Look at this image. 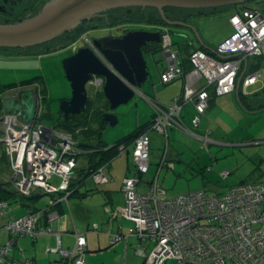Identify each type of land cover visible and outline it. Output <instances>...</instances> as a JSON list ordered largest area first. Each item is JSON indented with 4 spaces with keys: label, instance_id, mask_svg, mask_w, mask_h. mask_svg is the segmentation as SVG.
I'll return each mask as SVG.
<instances>
[{
    "label": "built area",
    "instance_id": "1",
    "mask_svg": "<svg viewBox=\"0 0 264 264\" xmlns=\"http://www.w3.org/2000/svg\"><path fill=\"white\" fill-rule=\"evenodd\" d=\"M229 24L233 33L215 50L217 55L226 58L218 60L202 51H193L189 57L193 69L190 81L177 65L178 52L171 49L172 44L166 34L161 36V46L167 52V65L160 74V82L167 84L186 77L184 101L190 102L196 111L191 122L194 128L208 107L210 88L214 94L223 95L235 91L238 80L243 92L247 86L256 83L259 78L256 72H242V65L248 58H261L264 74V11L241 10L229 18ZM199 78L205 86L193 88L192 79ZM20 89L28 88L10 90L0 97V102L4 98L16 97ZM35 93L38 117L42 112L39 89ZM150 105L154 117L149 131L141 133L130 146L136 174L125 178L122 185L125 197L123 216L133 224L132 233L141 246L143 243L151 245L149 254L142 247L137 250L138 256L144 264H168L169 261L175 264H264V182L238 184L219 196L197 191L166 199V192L159 187L155 176L146 193L138 192L141 178L147 174L149 166L148 133L165 134L166 127L170 126L191 134L176 118L177 115L174 116L180 110L177 102L168 110L152 101ZM37 117L33 124L27 125L17 114L2 115L0 112V156L5 157L11 189L20 197L32 194L51 197L44 209L29 211L6 222L4 230L10 240L0 246V264L6 262L14 238H37L53 233L48 227H40L39 222L62 198L72 193L70 184L76 177L77 161L83 154L72 135L45 126L37 121ZM204 139L207 140L206 137ZM117 150L123 153L128 148L119 145ZM167 150L165 143L161 164ZM103 168L96 169L87 179L96 184L108 182ZM220 176L225 179L229 172L223 171ZM53 177L60 181L57 186L51 183ZM7 207V202H0V215ZM48 214L46 220L50 221L52 217ZM73 235L76 239L74 247L59 250L60 236L56 234L57 250L63 259L73 261L72 264H83L85 237L77 230Z\"/></svg>",
    "mask_w": 264,
    "mask_h": 264
},
{
    "label": "crops",
    "instance_id": "2",
    "mask_svg": "<svg viewBox=\"0 0 264 264\" xmlns=\"http://www.w3.org/2000/svg\"><path fill=\"white\" fill-rule=\"evenodd\" d=\"M182 23L189 24V22L186 21ZM177 27L178 26H176V28ZM186 30L187 28L183 27L182 25L177 28V31H183L184 33H181L185 35L188 33ZM230 30V34L220 38L215 42H210V39L202 37L200 43H202L204 48L200 47L202 49L201 51H205L207 55L214 59L219 60L226 58L217 55L215 50L226 37L232 34L233 31L231 26ZM191 35L192 38L189 37L186 40H172V44L174 45H172L171 48L172 50L178 52L177 65L187 76V81H190L192 78L190 73L193 71L191 65L187 61V56L189 53H192L193 50H197L200 46L196 38L193 37L192 33ZM189 40H193L194 46L187 47L189 46ZM177 42H181L182 45H185L186 48L189 49H183L185 47L178 46L176 44ZM68 48V51L72 50L73 52V47L70 46ZM2 54H6L7 56L14 55V53L11 51H3L0 49L1 58L3 57ZM253 59L254 58H248L247 61L243 63L242 72H246L247 74L256 72L259 75L256 83L247 86L244 92L241 84H239L238 94L236 91L223 95H216L210 92L208 107L205 113L200 116L199 123L196 128H194L191 123L192 119L196 115V111L190 102L184 101V95L186 93V77H179L167 84H162L160 82V74L166 68V61L164 60L165 64L161 66V69L158 70V79L154 77L152 78L153 86L150 85L152 90L150 87H146L145 85L143 89L144 94L141 96L143 101H140V104H138L139 101H136L132 107H127L126 109L129 111V113L132 111L134 112V114L131 115L133 117V121L130 123V130H128L125 134H122L121 137H115L110 142H107L103 139V136H105L104 134L105 131H107L106 129L111 127H108L106 123L101 132L104 143L106 145H113L119 141H123L130 133L138 130L139 127L148 125L153 114L150 101H155L165 110H168L170 105L177 102V104L180 106V110L176 112L174 116L177 115L176 118H178L185 128L190 131L191 134L186 135L195 139H198L199 137H206L209 141H211V132L208 130V128H210L208 127L210 125L209 122L205 129L207 117L213 118L212 115H215V118L213 119L226 118L231 121L238 119L241 114L245 116H252L264 112V108H250V106H257L255 101L260 98V94L264 90V87H257L259 80L264 79V74L261 71L262 66L259 68L257 67L258 69H254V67H252L254 62ZM27 79L29 78L23 80ZM42 80L46 92H48L44 77H42ZM192 81L191 84L193 88L199 89L205 86V83L201 78L197 80L192 79ZM248 88H252V90L247 91ZM239 93H242V95L248 98L246 99V104L240 103ZM257 93H259L257 96L258 98L253 96ZM203 117H206L205 120ZM119 122L120 120L117 118V124H119ZM200 126L203 130L198 131V127ZM192 129H195V131H192ZM179 132L182 131L167 126L165 134L149 133L150 165L148 167L146 176L143 177L144 180L137 188L138 192L139 189H141L140 187L147 189L146 183L152 179L153 174L155 173V166L157 163H159L160 155L162 149L165 147V143H169V147H167L171 148V150L168 152L170 153V159L173 157V153L178 155L175 142L179 140L180 136H183ZM131 142L132 140L126 142L128 146L127 152L120 153V151L117 150L118 157L111 161V163L105 168V175L109 178L108 182L96 184L90 179L85 178L81 180V178L75 177V179L72 181L75 185L73 187V192L70 193L65 199L62 198L61 201L56 204L48 214V216L52 217V220L47 221L46 218L44 219L43 217L39 222L40 227H48L53 231V233L49 235H42L37 238H31L29 236L14 238L13 240L15 247H13L8 254V262L12 261L14 263V261L20 259L19 264H25L24 261L29 264H72L73 261L65 260L60 256L59 250H71L74 247L76 239L73 235V232L77 230L84 235L86 240L83 264H144V260L138 256L137 250L143 247L145 253L148 254V243H143L141 246L137 236L132 233L133 224L126 220L123 216V210L125 208V197L122 191L123 180L127 177H132L134 173V169L129 163L131 158ZM171 142L173 143L171 144ZM211 143H213V141ZM204 146L206 147L207 144ZM86 158L87 156H80L77 161V165L78 163L80 165L82 163V166H85L87 164ZM117 159L122 160L118 161ZM76 181H81V183L78 185ZM48 197V201L50 202L51 197ZM47 203L42 208H35L44 209L47 206ZM7 204L8 207L4 210V214L0 215V246L6 244L10 240L7 231L4 230V225L6 222L10 218L24 216L33 209L31 205L32 201L21 199L19 196L16 197L15 200L11 199L7 201ZM33 204L35 203L33 202ZM56 234L60 236L59 250H57L58 245ZM116 237H118L117 240ZM113 238H115V241H113Z\"/></svg>",
    "mask_w": 264,
    "mask_h": 264
},
{
    "label": "rangeland",
    "instance_id": "3",
    "mask_svg": "<svg viewBox=\"0 0 264 264\" xmlns=\"http://www.w3.org/2000/svg\"><path fill=\"white\" fill-rule=\"evenodd\" d=\"M248 5L260 9L264 7V1L248 2ZM147 11L149 12V10ZM234 11L235 6L219 9L213 13L212 11H209V13L207 11H200L204 14L189 16V22L197 28V33L201 40L204 37L210 39V42H215L230 34L229 18ZM173 12L171 14L173 21H179L185 16V13L182 11ZM193 12L197 11L194 10ZM10 23L13 22L0 21V24ZM133 24L126 25V28L130 29V31H135V29L141 30L143 28L140 25ZM170 32L172 34L171 40L183 39V31L172 30ZM186 32L188 31L186 30ZM111 33L117 34L118 32L114 28H94L89 30V32H85L84 36L90 39H99ZM82 38V35L78 36V39L71 47L78 49L85 46L86 43ZM177 43L180 44L181 42ZM38 50H41V48L23 49V53L19 54L20 56L16 53L13 56L2 54L3 57H0V84H11L26 78L38 76L44 77L48 92H44L43 96H45L48 102V109L53 119L45 118L43 124L50 127L57 118L60 102L65 98L68 99L71 95L70 85L65 79L61 63L72 52L59 47L48 55L39 57L31 55L39 52ZM145 59L151 77L158 79V70L165 64L164 57L161 53L157 52L153 57L146 56ZM146 87H150L152 90L149 84H146ZM257 87H264V79L259 80ZM250 90L252 88L247 89V91ZM88 93L90 99H92L93 88L88 86ZM136 101H139L138 104H140V101H143V99L141 96L135 95L129 104L121 105L112 110L113 115L119 118L120 122L114 127L106 129L105 136H103L104 140L110 142L115 137L119 138L130 130L129 126L133 121L131 115L134 112L129 113L126 109L127 107H132ZM214 116L212 115L213 118H215ZM207 118L205 129L209 122L210 125L208 127L210 128L208 130L211 132L210 140L213 143H208L204 147L203 142L199 139L190 138L186 133L179 132L184 137L180 136L179 140L175 142L178 155L173 153L171 159L168 155L164 161L163 168L159 174L158 184L165 190L166 199L202 190L209 196H219L240 183L264 182V112L252 116L241 114L238 119L231 121L226 118ZM198 128V131L203 130L201 126ZM192 131H195V129H192ZM151 133L156 132L152 131ZM0 149L2 150V146ZM170 150L171 148H168V152ZM129 163L133 167L131 158ZM82 165V163L81 165L78 163L77 168L84 169L87 167V165ZM223 171L229 172V176L225 179H222L220 176V173ZM5 182L10 185L8 183L7 168L0 172V183L3 184ZM59 182L57 177L51 179V183L55 186ZM140 188V193H146V188ZM48 199V195H42L36 200L34 206L42 208L47 202L49 203ZM150 251L151 245L148 243L147 253L149 254ZM168 264L175 263L169 261Z\"/></svg>",
    "mask_w": 264,
    "mask_h": 264
},
{
    "label": "water",
    "instance_id": "4",
    "mask_svg": "<svg viewBox=\"0 0 264 264\" xmlns=\"http://www.w3.org/2000/svg\"><path fill=\"white\" fill-rule=\"evenodd\" d=\"M252 1L258 0H48L34 16L19 22L0 24V49H28L47 44L70 33L81 23H90L100 18L102 14L116 9H152L164 19L165 9L209 12ZM180 25L186 27L188 31L186 35L182 34L183 39L192 38V33L200 45L199 48H204L195 26L175 21H168L165 25L167 29L162 30L171 44L170 31L177 30L176 26ZM107 27L112 28L111 25ZM193 43V40L188 41L190 46H194ZM150 45H159V49L147 48ZM157 52L161 53L166 61L167 52L161 46L159 31L155 30L129 31L120 37L106 35L99 39H91L78 49L73 48L72 54L61 63L65 79L70 85L71 95L60 102L59 112L64 119L85 113L90 98L89 86L93 88V93L100 90L108 104L102 118L108 127H114L117 118L111 113L112 110L128 104L135 95L142 96L146 84L153 86L145 57H153ZM239 84L240 80L235 86L237 94ZM37 109V95L32 89H20L16 97L4 98L1 101L2 115L17 114L20 121L27 125L36 121ZM153 117L154 111L149 125ZM198 139L203 144L211 143L203 137ZM110 146L108 145V148ZM167 146L169 147V143ZM163 164L160 165L161 169ZM13 247L14 242L11 250ZM19 263L20 259H17L12 264Z\"/></svg>",
    "mask_w": 264,
    "mask_h": 264
},
{
    "label": "trees",
    "instance_id": "5",
    "mask_svg": "<svg viewBox=\"0 0 264 264\" xmlns=\"http://www.w3.org/2000/svg\"><path fill=\"white\" fill-rule=\"evenodd\" d=\"M40 1L41 2L39 3V6H38L39 10L43 6V4L45 2H47L48 0H40ZM262 1H264V0H262ZM130 9H133V8L116 9V10L109 11V13L111 14V16L109 15V20H111V21H124L125 20L126 21V19L130 18V17L129 16H125V14L123 12H124V10H130ZM254 9H258L260 11H264V7L259 9V8H256V7L248 5V3H244V4H241V5L235 6V11H234L233 14L238 13L241 10H254ZM147 10H152V9H147ZM173 10L174 11H179V12L182 11L185 14L188 13L189 11L190 12L194 11V10H177V9H173ZM216 10H212V13L215 12ZM152 11H155V10H152ZM195 11H198V10H195ZM155 14L158 17L157 12H155ZM93 21H98V20L96 19V20H93ZM141 21H143V20H141ZM186 22H189V20L186 21ZM81 24L82 25L83 24L86 25L88 23L83 22ZM87 27H88V25L84 26L83 30L75 31V34L72 35V36H69L71 32L70 33H66V34L60 36L59 38H57V39H55V40H53V41H51V42H49L47 44H44L46 47L44 49H42V51H40V53L39 52H38V54L37 53L36 54L33 53L31 55L39 57V56H42V55H48V54L53 53L56 49L53 48V47L51 49L50 47H47V46L50 45L51 43H55V42L58 43L61 40L62 37L66 38V41H67L66 47H67L71 43L76 42V40L78 39V36H81V35L83 36L84 33L87 32L88 29H89ZM91 29H94V28H91ZM44 45H40V46L33 47V48H41ZM172 45H174V44H172ZM178 46H180V47L184 46L185 48H183V49H189V48H186V46L182 45L181 43L178 44ZM187 47H190V45L187 46ZM63 48H65V47H62V49ZM28 49H31V48H28ZM2 50L3 51H11L12 53H16L18 56H20L19 55L20 53H23V51H22L23 49H14V50L2 49ZM197 50L201 51L202 49L198 48ZM202 52H204L206 54L205 51H202ZM191 54L192 53H189L188 56H187V61H188L189 64H190L189 57H190ZM21 56H24V55H21ZM253 60H254V62L252 64V67H254V69L257 68V67L259 68L260 66H262V59L261 58H254ZM252 67H251V69L253 70ZM35 82L38 83L39 84L38 86L40 87L39 88V93H40V96H41V108H42V112L37 117V121L43 123L45 118H49V119H53V118H51V115H50V112H49V109H48V102H47L45 96H43L44 95L43 93L46 92V89L44 87L42 77H39V76L38 77H33V78H29L27 80H22V81L11 83V84H0V97H2L3 95L7 94L8 92H10V90H14L16 88H28V86H30L32 83H35ZM210 92L214 94V91H213L212 88H210L208 90V95L210 94ZM258 95H259V93L254 94L253 96H256V98H258L257 97ZM209 97H210V95H209ZM246 99H248V98L245 97L244 95H242V93H239L240 103L246 104V101H247ZM0 100H1V98H0ZM255 102L257 103V106L256 107L250 106V108H257V109L264 108V90L260 94V98H258ZM107 108H108V104H107L106 100L104 99V97L102 96V94L99 91H96L95 93H93L92 99L89 98L88 103H87V109H86L85 113H81L79 115H76V116H73V117H69L68 119H64V118H62L61 113L58 111L57 118L55 119V117H54L55 120H54V124L52 125V127L60 129L63 132L72 135L74 140L77 142L78 147L83 151L82 156H87V158H86L87 159V164H86L87 167L84 168V169H78V170L76 168V174H77L76 177L77 178H81V180L85 179V178H88L90 176V174L95 172L96 169H98V168L104 167L103 170L105 172V168L111 163V161H113L115 158L118 157L117 148H118L119 145H124L127 148L128 146H127L126 142L132 140V142H131V144H132L133 141L135 140V138L138 137L141 133H143L145 131H149V129H148L149 124L144 126V127H139L138 130L130 133L128 135V137H126L123 141H119V142L111 145L108 148V145H106L104 143V141L102 139V136H101L102 129L106 125V122L102 118V113L105 112L107 110ZM0 110H1V102H0ZM150 132H152V131H150ZM149 149H150V146H149ZM163 153H164V149H162L159 163H157V165L155 166L156 167L155 168V173L153 174V177H152V179H154V177L157 176V182H158L159 174H160V171H161L160 165H161V159H162ZM168 155H169V153H168V150H167L165 160L168 157ZM149 165H150V163H149ZM5 168H7V171H8V167H7V163H6L5 157L3 155H1L0 156V170H1L0 172L4 171ZM135 174L136 173L134 171L132 177L135 176ZM143 177L141 178V183L144 180ZM127 178H130V177H127ZM152 179L148 183H146L147 186L152 181ZM79 183H81V181L77 182L78 185H79ZM74 186L75 185L72 182L70 184V189H69L71 192H73V190H74L73 187ZM41 196L42 195H40V194H32L30 197H20L19 196V198L27 199L29 201H32L31 205H32L33 209L31 211H35V210H41V209H36L34 204H33V202L35 203L36 200H38V198H40ZM16 197H18V196H16L15 192L11 189L10 185H8L7 183H3V184L0 183V202H2V201L7 202V201H9L11 199L15 200ZM47 214H48V212L46 213V216H47ZM46 216H44V219L46 218ZM10 263L12 264L13 262L12 261L8 262V257H7L6 258V262H4L3 264H10Z\"/></svg>",
    "mask_w": 264,
    "mask_h": 264
},
{
    "label": "flooded vegetation",
    "instance_id": "6",
    "mask_svg": "<svg viewBox=\"0 0 264 264\" xmlns=\"http://www.w3.org/2000/svg\"><path fill=\"white\" fill-rule=\"evenodd\" d=\"M41 1L40 0H0V21H9V22H17V21H23L29 17L34 16L36 13H38L40 10L38 8L39 3ZM39 10V11H38ZM174 10L173 9H165L163 10L164 13V19L159 15V13L157 11H152L149 10V12L147 11V9H138V8H133L130 10H124V14L125 16H129L130 18H127L126 21H111L109 20V15L111 16V14L109 12H106L104 14H102V16H100V18H98V21H91L90 23L86 24L88 25L87 28L88 32L89 30H91V28H101V27H106V26H112V28H114L116 30V32H118L117 34L111 33L109 35L113 36V37H120L122 35H124L125 33L129 32L130 29L126 28V25L128 24H133V25H140L143 28L141 30H136L135 31H159L160 33V37L164 34L162 32V30H166L167 28H165V25L167 24V22H173V16L171 14H173ZM155 12H157L158 17L156 16ZM173 12V13H172ZM190 12V11H189ZM186 13L185 16L180 19L179 21H175V22H184V21H188L189 20V16L191 15H202L204 14L203 12L197 11V12H190V14ZM100 20V21H99ZM143 20V21H141ZM186 24V23H185ZM190 24V23H189ZM86 25H82L80 24L76 29L72 30L69 36H72L75 34V31H79V30H83V27ZM108 35V34H107ZM68 36V37H69ZM83 40L87 39V42L84 41L85 43H88V41H90V38H87L86 36H82ZM66 38L62 37L61 40L58 43H54L53 45H48L47 47H50L52 49L55 48H59V47H65L63 49H69L68 47H66ZM46 46L44 45L43 47H41V50H38L39 53L40 51H42V49H44ZM147 48H153V49H159V45H150ZM68 51V50H67ZM72 52V50H70ZM38 54V52H36ZM35 53V54H36ZM38 83H32L30 86H28V89H32L34 92L38 91V89L40 88L38 86Z\"/></svg>",
    "mask_w": 264,
    "mask_h": 264
},
{
    "label": "bare ground",
    "instance_id": "7",
    "mask_svg": "<svg viewBox=\"0 0 264 264\" xmlns=\"http://www.w3.org/2000/svg\"><path fill=\"white\" fill-rule=\"evenodd\" d=\"M83 157V156H82Z\"/></svg>",
    "mask_w": 264,
    "mask_h": 264
}]
</instances>
